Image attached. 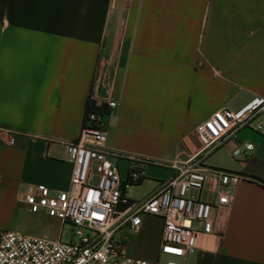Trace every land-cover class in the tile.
Instances as JSON below:
<instances>
[{"label":"crops","instance_id":"1","mask_svg":"<svg viewBox=\"0 0 264 264\" xmlns=\"http://www.w3.org/2000/svg\"><path fill=\"white\" fill-rule=\"evenodd\" d=\"M95 81V94L115 102L105 118L109 147L130 146H114V118H162L161 88L174 131L159 142L175 151L158 163L183 161L197 148V122L264 97V0H0V228L17 231L15 209L29 212L27 185L68 186L62 147L48 140L76 139ZM245 141L253 150L233 157ZM214 155L227 159L208 164ZM115 162L124 176L129 159ZM205 162L245 179L231 191L221 239L201 238L190 264H264V137L243 129ZM149 165L162 170L149 178L153 190L172 170Z\"/></svg>","mask_w":264,"mask_h":264},{"label":"built area","instance_id":"2","mask_svg":"<svg viewBox=\"0 0 264 264\" xmlns=\"http://www.w3.org/2000/svg\"><path fill=\"white\" fill-rule=\"evenodd\" d=\"M96 86L97 81L88 95L86 105L91 108L84 113L76 139L48 140L62 147L61 159L71 169L68 186L54 189L36 183L23 191L30 213L43 212L59 222V236L52 239L0 228V264H164L127 253L126 234L139 232L142 214L161 219L158 254L178 258L181 264L200 249L201 238L221 239L231 191L245 177L209 166L205 159L243 129L264 137V97L237 109L217 108L197 122L193 137L199 147L183 161L158 163L170 167L172 174L147 195L132 200L128 188L143 180L146 164L155 162L124 155L107 145L105 118L115 102L97 96ZM253 148L245 141L231 155ZM121 157L129 159L124 176L115 162ZM66 223L74 227L75 241L60 239ZM123 229L126 233L120 235Z\"/></svg>","mask_w":264,"mask_h":264},{"label":"rangeland","instance_id":"3","mask_svg":"<svg viewBox=\"0 0 264 264\" xmlns=\"http://www.w3.org/2000/svg\"><path fill=\"white\" fill-rule=\"evenodd\" d=\"M161 61L157 62L160 63ZM164 64V63H163ZM166 71L160 70L157 67V78L163 79L166 76ZM170 78V76H168ZM176 79V77L174 78ZM158 106L160 107V114L162 118L156 120L152 123H147L146 120H140L139 118H128L129 116H124L120 121L114 118L113 123L110 125V138L114 142V146L128 144V148H119L122 154L130 155L143 153L149 155L155 164L161 162V160L170 161L169 158H163L160 153H165L169 156L175 150L172 146H165L164 143H160L159 140H165L170 132L174 131L166 125V116L164 115V91L161 88L157 89ZM237 109V108H235ZM125 129V130H123ZM126 131L127 133H125ZM158 142V143H157ZM197 148L199 147V142L195 141ZM214 152V151H213ZM212 152V153H213ZM220 160H226L225 155L219 158V155L211 156L207 159L208 164L216 165V162ZM150 164H153L150 162ZM146 164L145 177L148 179H160L161 167ZM209 165V166H210ZM125 166V160L119 162V167L122 169ZM213 167V166H212ZM148 179H143L142 182L138 184L131 185L127 190L128 198L132 200H137L147 195L154 184ZM150 180V179H149ZM14 222L18 225L16 230L20 233L28 234L31 236H42L47 238H57L59 236L60 224L58 221L49 219L47 217H42L40 214L35 215L26 212L24 209L18 207L14 212ZM141 227L139 232L126 234L127 240V253L131 256L144 258V259H158L164 264H181V260L178 258L159 255L158 245H159V232H160V218L152 215L142 214L141 216ZM74 227L66 223L62 227L60 239L62 241L72 240L75 241L77 238L73 236ZM126 233L123 229L119 232L120 235ZM192 257L187 259L186 264H190Z\"/></svg>","mask_w":264,"mask_h":264},{"label":"trees","instance_id":"4","mask_svg":"<svg viewBox=\"0 0 264 264\" xmlns=\"http://www.w3.org/2000/svg\"><path fill=\"white\" fill-rule=\"evenodd\" d=\"M91 107L87 104L86 107H85V111L90 109Z\"/></svg>","mask_w":264,"mask_h":264}]
</instances>
